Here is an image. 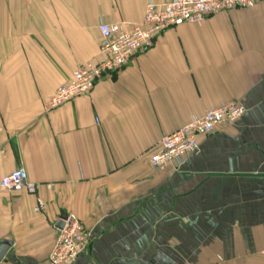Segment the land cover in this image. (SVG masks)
Segmentation results:
<instances>
[{"label": "crops", "instance_id": "0c3cea01", "mask_svg": "<svg viewBox=\"0 0 264 264\" xmlns=\"http://www.w3.org/2000/svg\"><path fill=\"white\" fill-rule=\"evenodd\" d=\"M151 1L171 0H0V182L24 168L37 185L0 188V241L13 243L0 264H46L69 213L89 238L72 264H264V3L171 28L45 111L104 60L98 25H139ZM227 103L242 119L180 167H152L164 137Z\"/></svg>", "mask_w": 264, "mask_h": 264}, {"label": "built area", "instance_id": "2783aa9c", "mask_svg": "<svg viewBox=\"0 0 264 264\" xmlns=\"http://www.w3.org/2000/svg\"><path fill=\"white\" fill-rule=\"evenodd\" d=\"M263 3L264 0H171L165 4L151 1L139 25L126 28L121 23H100V51L104 60L79 67L66 83L58 87L46 103L45 111H53L77 98L90 95L103 77L121 72L134 57L151 49L156 40L171 28L199 24L209 16L235 9H248ZM246 111L242 104L227 103L208 111L202 117L193 118L161 140L160 150L152 156V167L160 170L174 164L180 167L185 157L197 151L201 136L214 134L221 125L238 122ZM0 188L11 193L37 192V185L28 181L24 168H17L4 176ZM41 209L43 202L39 201L36 211ZM88 247V234L80 218L69 213L63 229L58 230L46 264H72Z\"/></svg>", "mask_w": 264, "mask_h": 264}, {"label": "water", "instance_id": "95a60500", "mask_svg": "<svg viewBox=\"0 0 264 264\" xmlns=\"http://www.w3.org/2000/svg\"><path fill=\"white\" fill-rule=\"evenodd\" d=\"M67 215H63L60 218V221L57 223V229L62 230L64 227V220ZM13 243L10 241H0V262L6 257Z\"/></svg>", "mask_w": 264, "mask_h": 264}]
</instances>
